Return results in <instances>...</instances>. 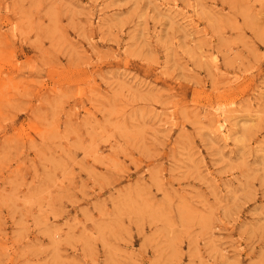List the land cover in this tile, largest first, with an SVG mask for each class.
<instances>
[{
  "label": "rangeland",
  "instance_id": "obj_1",
  "mask_svg": "<svg viewBox=\"0 0 264 264\" xmlns=\"http://www.w3.org/2000/svg\"><path fill=\"white\" fill-rule=\"evenodd\" d=\"M0 264H264V0H0Z\"/></svg>",
  "mask_w": 264,
  "mask_h": 264
},
{
  "label": "bare ground",
  "instance_id": "obj_2",
  "mask_svg": "<svg viewBox=\"0 0 264 264\" xmlns=\"http://www.w3.org/2000/svg\"><path fill=\"white\" fill-rule=\"evenodd\" d=\"M225 123H226V119H224L222 124L217 125L216 130L221 129L223 127V124H225Z\"/></svg>",
  "mask_w": 264,
  "mask_h": 264
}]
</instances>
